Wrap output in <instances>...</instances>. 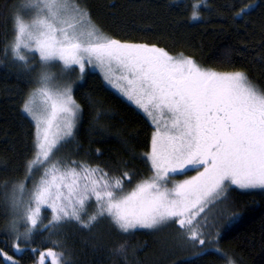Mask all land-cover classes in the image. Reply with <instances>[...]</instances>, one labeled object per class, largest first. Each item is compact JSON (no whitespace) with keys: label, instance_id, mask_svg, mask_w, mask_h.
<instances>
[{"label":"snow or ice","instance_id":"1","mask_svg":"<svg viewBox=\"0 0 264 264\" xmlns=\"http://www.w3.org/2000/svg\"><path fill=\"white\" fill-rule=\"evenodd\" d=\"M202 4L208 7L207 0L191 5V20L201 18ZM250 7L231 18L235 25L239 17L245 32ZM12 24L3 55L29 81L21 111L34 131L23 178L3 185L5 242L13 252L0 248L3 264H20L14 256L29 253L39 257L36 264H67L64 252L54 251L63 248L65 226L91 233L102 222L121 234L169 232L179 251L190 252L178 264L210 257L236 264L220 246L221 229L240 218L233 192L264 196V88L243 70L207 68L184 53L109 36L82 0H26ZM230 51L219 57L222 64H232ZM97 70L151 125L142 155L147 177L126 162L114 173L59 155L83 115L76 87ZM87 101L93 131L105 139V121L114 115L91 96ZM38 239L51 246L41 251L33 246ZM116 251L125 253L124 245Z\"/></svg>","mask_w":264,"mask_h":264},{"label":"trees","instance_id":"2","mask_svg":"<svg viewBox=\"0 0 264 264\" xmlns=\"http://www.w3.org/2000/svg\"><path fill=\"white\" fill-rule=\"evenodd\" d=\"M21 2L0 0V248L8 255L13 252L5 242L7 206L3 185L5 181L23 178L34 131L31 121L21 111L22 100L30 90L29 81L3 55L4 40L12 39V18ZM82 3L93 22L109 36L155 44L173 55L184 53L207 68L243 70L253 83L264 88V0H207L208 7L202 4L201 18L196 21L190 18L191 5L201 0H82ZM245 6H251L249 15L244 17L248 22L247 32L239 17L235 25L231 23V18ZM228 49L231 65L219 60ZM89 96L103 103L114 115V119L105 121L108 125L105 139L93 131ZM75 98L84 109L82 119L75 140L63 147L59 155L99 164L114 173L126 162L138 178L150 175L149 165L142 162L151 136L146 117L108 88L97 73H89L86 82L77 85ZM231 201L240 218L221 229L222 250L236 264H264V196L237 190L232 193ZM60 239L63 248H54V251H63L62 259L67 264H126V259L127 264H178L190 255L175 247L173 235L167 231L152 234L138 230L121 234L106 222L91 233L74 224L66 225ZM121 245L125 253L116 251ZM33 246L46 251L51 245L41 244L38 239ZM14 259H19L20 264H36L39 257L33 259L29 253ZM0 264H3L2 256ZM46 264H51V260ZM205 264H216L215 257H210Z\"/></svg>","mask_w":264,"mask_h":264},{"label":"rangeland","instance_id":"3","mask_svg":"<svg viewBox=\"0 0 264 264\" xmlns=\"http://www.w3.org/2000/svg\"><path fill=\"white\" fill-rule=\"evenodd\" d=\"M26 2V0H22V2L19 4V6L17 7V12L19 11V8H20V6L22 5V4H24ZM17 12H16V14H17ZM31 10H25V15H26V17H30L31 16ZM53 71H58V70H53ZM97 73V74H99L100 76H101V74L99 73V71L97 70V71H90L89 73ZM101 78L103 79V77L101 76ZM105 83V82H104ZM108 88H110V86H108L107 84H105ZM111 89V88H110ZM112 91H114L115 92V90L114 89H111ZM116 93V92H115ZM116 94H118V93H116ZM119 95V94H118ZM124 99V98H123ZM125 100V99H124ZM126 101V100H125ZM128 102V101H127ZM129 104H130V102H128ZM130 105H132V104H130ZM134 108H135V106L134 105H132ZM139 111V110H138ZM140 112V111H139ZM141 113V112H140ZM143 114V113H142ZM78 127V126H77ZM193 175H194V173H193ZM186 178H188V177H183V176H180V177H178V179H186ZM50 260H51V258H49Z\"/></svg>","mask_w":264,"mask_h":264}]
</instances>
